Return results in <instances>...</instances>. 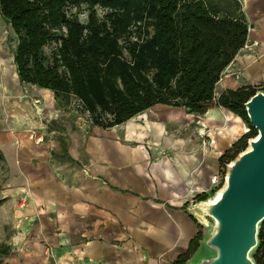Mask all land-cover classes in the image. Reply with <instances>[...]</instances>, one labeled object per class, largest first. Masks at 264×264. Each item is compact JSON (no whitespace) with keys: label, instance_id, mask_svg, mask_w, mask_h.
I'll use <instances>...</instances> for the list:
<instances>
[{"label":"crops","instance_id":"obj_1","mask_svg":"<svg viewBox=\"0 0 264 264\" xmlns=\"http://www.w3.org/2000/svg\"><path fill=\"white\" fill-rule=\"evenodd\" d=\"M244 1L264 2L242 0L244 10ZM249 26L246 47L264 51V30ZM262 57L254 62L241 50L216 97L256 78ZM7 78L5 95L17 96L0 103V200L18 234L6 264H173L187 253L200 232L189 208L212 186L223 151L242 136L240 118L222 108L195 116L158 105L103 130L80 124L69 101L57 108L51 91L26 95L16 69ZM41 119L60 121L69 136L57 144ZM211 121L228 130L218 142L205 135Z\"/></svg>","mask_w":264,"mask_h":264},{"label":"trees","instance_id":"obj_2","mask_svg":"<svg viewBox=\"0 0 264 264\" xmlns=\"http://www.w3.org/2000/svg\"><path fill=\"white\" fill-rule=\"evenodd\" d=\"M82 6L85 23L72 12ZM0 15L16 37L19 82L56 99H77L93 127L113 129L158 105L195 116L222 108L250 131L219 158L220 166L257 135L244 104L264 87L227 89L216 97L248 40L242 0H0ZM198 226L187 253L173 264H187L198 251ZM253 258L264 264V223Z\"/></svg>","mask_w":264,"mask_h":264},{"label":"water","instance_id":"obj_3","mask_svg":"<svg viewBox=\"0 0 264 264\" xmlns=\"http://www.w3.org/2000/svg\"><path fill=\"white\" fill-rule=\"evenodd\" d=\"M256 137L225 165L221 187L212 199L189 208L193 219L210 228L187 264H256L264 223V90L244 104Z\"/></svg>","mask_w":264,"mask_h":264},{"label":"rangeland","instance_id":"obj_4","mask_svg":"<svg viewBox=\"0 0 264 264\" xmlns=\"http://www.w3.org/2000/svg\"><path fill=\"white\" fill-rule=\"evenodd\" d=\"M244 4H245L244 12L247 11V15H249V17H248L249 23L251 25H253L257 31L264 30V18L258 17L260 14L261 15L264 14V2H262V1H250V2L244 1ZM72 12L75 15H77L78 19L81 22H83V23L86 22L87 16H88L87 7L82 6L79 9L74 8L72 10ZM98 15L103 16L104 12L98 11ZM16 43H17V41H16V37H15L13 30L11 29V27L6 23V21L0 15V103L4 102L2 99L4 96L5 97L7 96V95H5V94H7V87H6V84L8 83L7 77H9L11 74H13L15 72V66L13 64V55L15 52ZM244 51H245V54H249L252 56V58H254V62L255 61L260 62L261 58H263L262 56H264V51H261L260 49H256V48L251 49L250 47L249 48L246 47V45L244 47ZM49 52H50V49H47L46 54H49ZM262 73H264V69H261L259 71L258 76H256V78L249 80L245 84L244 87H249V86L250 87H264V76H260ZM232 75H238L239 77H241L239 74L226 73V76H232ZM20 87L25 92L26 95H30L31 91H35L37 94H40V92H38V91H41L42 92L41 94L51 93L49 90L40 89L36 86H31V85H25L24 84V85H21ZM13 92L15 93V91H13ZM9 94L10 95H8L7 97H9L10 99L17 96L16 94L11 95L10 92H9ZM25 100H26V98H25ZM33 101L34 100H32L33 104L39 105L37 103H34ZM56 101L57 102H55V105L57 108H58V106L60 108L65 107V104L67 103V101L64 100L63 98L58 99ZM8 104H9V102H8ZM69 104H70V109L72 111L76 112V116H77L80 124L84 125L87 122H90L89 121V115L87 113L83 112L82 106L77 99L70 98ZM212 110H216V109H212ZM0 112H1V114H0L1 119H4V113H3L4 109H0ZM216 112L223 113V110L219 109ZM40 123L47 125V126L49 123L50 126L54 128L53 130L56 131V133L52 138H53V140H55V142L57 144L59 141L65 139L69 136V133H70L69 130L64 132L61 129V122L60 121L58 122L56 120V121H53L50 123L49 121H45L44 119H41ZM242 124H243L242 126H243L244 132H243L241 137H243L244 135H246L250 131L248 125H246L244 122H242ZM207 127H208V129L206 130L205 135H207V136L211 135L215 142H218L220 140V138L224 137V135L228 131V130H225V127L223 125H219L217 122H213V121H211V124ZM72 134L75 135L74 133H72ZM211 136H209V137H211ZM213 140H211V143H213ZM233 144L228 146L223 152L226 153L227 151H229L232 148ZM7 153L9 155H11L10 151L8 149L5 151V154H7ZM22 156H23V153H22ZM0 165H1V160H0ZM223 173H225V166H220L219 160H218V162L215 165L214 172L211 173V181H212L214 175H216V174L222 175ZM1 175L2 174L0 173V199L2 198V195H3L2 185L6 181V179L4 177H2ZM5 187H7V185H5ZM198 196L206 197L207 200L212 199L214 196L213 186H211L209 189L204 190L203 192L196 195L194 198V204L198 203L196 201V198ZM4 202H5L4 200H0V264H6L10 255H12V248L8 243L10 241H12L11 239L15 238L18 234L16 230L14 231L12 229L9 222L7 221V219L9 220L10 215H9V217L5 216L7 211L4 209V205H3ZM204 229H206V228H203V232H202L203 235H204ZM208 231H210V228L205 230V232H208ZM4 253L7 254L9 257L6 258V256H3L2 254H4Z\"/></svg>","mask_w":264,"mask_h":264},{"label":"built area","instance_id":"obj_5","mask_svg":"<svg viewBox=\"0 0 264 264\" xmlns=\"http://www.w3.org/2000/svg\"><path fill=\"white\" fill-rule=\"evenodd\" d=\"M232 76H235V78H239L238 75H232ZM223 183V178L220 177V175H216L213 177L212 181H211V184L214 188V190H216L217 188H219Z\"/></svg>","mask_w":264,"mask_h":264}]
</instances>
